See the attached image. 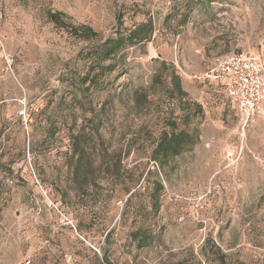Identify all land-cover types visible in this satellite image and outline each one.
<instances>
[{"label":"rangeland","instance_id":"rangeland-1","mask_svg":"<svg viewBox=\"0 0 264 264\" xmlns=\"http://www.w3.org/2000/svg\"><path fill=\"white\" fill-rule=\"evenodd\" d=\"M118 15L151 37L90 85ZM238 52L264 64V0H0V264H264V105L209 75Z\"/></svg>","mask_w":264,"mask_h":264},{"label":"trees","instance_id":"trees-1","mask_svg":"<svg viewBox=\"0 0 264 264\" xmlns=\"http://www.w3.org/2000/svg\"><path fill=\"white\" fill-rule=\"evenodd\" d=\"M62 13L58 11L49 12V17L56 24L64 25L62 19ZM119 28L116 31L115 37L106 38L99 40L96 44V48L92 57L90 58V85H95L97 78L99 77V71H102L104 62L107 59H112L127 44L132 45L142 41H148L152 34V24L150 21L141 22L134 27L128 28L121 22L120 16L118 15ZM79 35L86 38L96 39L98 33L93 30L90 26H78L75 30ZM96 41V40H95ZM163 63H165L163 61ZM109 65V64H108ZM177 83H179L178 75L174 76ZM191 137L188 132H169L163 131L159 135L158 141L153 149V158L162 162L167 160L169 157L180 153V148L184 138Z\"/></svg>","mask_w":264,"mask_h":264},{"label":"built area","instance_id":"built-area-1","mask_svg":"<svg viewBox=\"0 0 264 264\" xmlns=\"http://www.w3.org/2000/svg\"><path fill=\"white\" fill-rule=\"evenodd\" d=\"M209 75L222 82L229 101L246 120L262 110L264 64L258 57L249 52L219 55Z\"/></svg>","mask_w":264,"mask_h":264}]
</instances>
